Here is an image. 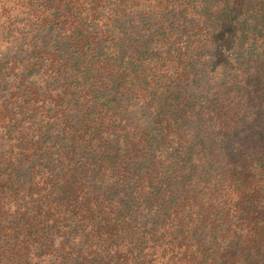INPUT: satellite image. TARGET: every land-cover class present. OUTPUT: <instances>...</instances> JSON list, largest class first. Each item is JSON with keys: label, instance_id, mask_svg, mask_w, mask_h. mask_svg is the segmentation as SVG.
<instances>
[{"label": "trees", "instance_id": "trees-1", "mask_svg": "<svg viewBox=\"0 0 264 264\" xmlns=\"http://www.w3.org/2000/svg\"><path fill=\"white\" fill-rule=\"evenodd\" d=\"M0 264H264V0H0Z\"/></svg>", "mask_w": 264, "mask_h": 264}, {"label": "rangeland", "instance_id": "rangeland-1", "mask_svg": "<svg viewBox=\"0 0 264 264\" xmlns=\"http://www.w3.org/2000/svg\"><path fill=\"white\" fill-rule=\"evenodd\" d=\"M153 18H150V19H148L147 21H145V23H144V28H143V32H144V34L147 36V33H146V29H148V27H154V25H152L153 24ZM123 26H124V28H126V30H129L130 32H131V34H132V36H133V39H139L140 38V41H143V39H141V36H143V33H141L139 30H138V28H137V26L136 25H133V24H129V23H123ZM140 41H138L139 43H137L138 45H140ZM198 82H199V79H198Z\"/></svg>", "mask_w": 264, "mask_h": 264}]
</instances>
